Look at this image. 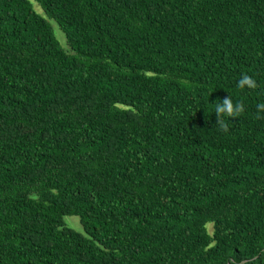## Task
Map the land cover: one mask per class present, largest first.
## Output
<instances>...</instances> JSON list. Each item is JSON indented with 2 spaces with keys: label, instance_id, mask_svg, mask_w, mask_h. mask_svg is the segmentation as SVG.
Wrapping results in <instances>:
<instances>
[{
  "label": "trees",
  "instance_id": "trees-1",
  "mask_svg": "<svg viewBox=\"0 0 264 264\" xmlns=\"http://www.w3.org/2000/svg\"><path fill=\"white\" fill-rule=\"evenodd\" d=\"M259 103L264 0H0V264H264Z\"/></svg>",
  "mask_w": 264,
  "mask_h": 264
},
{
  "label": "clouds",
  "instance_id": "clouds-1",
  "mask_svg": "<svg viewBox=\"0 0 264 264\" xmlns=\"http://www.w3.org/2000/svg\"><path fill=\"white\" fill-rule=\"evenodd\" d=\"M245 86H247V88L249 89H255L257 87L256 81L247 74H244L241 79L237 82L238 88L243 89L245 88ZM256 108L258 112L264 111V103L257 104ZM243 111L244 105L242 102L237 101L234 104L230 96H227L226 98L222 99L221 102L216 104L215 106L216 119L219 123L220 128L223 131H228V126L226 123H224L222 117H235L241 114Z\"/></svg>",
  "mask_w": 264,
  "mask_h": 264
},
{
  "label": "rangeland",
  "instance_id": "rangeland-1",
  "mask_svg": "<svg viewBox=\"0 0 264 264\" xmlns=\"http://www.w3.org/2000/svg\"><path fill=\"white\" fill-rule=\"evenodd\" d=\"M35 9L41 13L40 9L37 6H35ZM52 25L54 27V31L57 39L60 41L63 47L67 48L65 36L54 22H52ZM65 222L68 227L74 229L75 231L83 233V229L82 226L80 225L78 217H66Z\"/></svg>",
  "mask_w": 264,
  "mask_h": 264
}]
</instances>
